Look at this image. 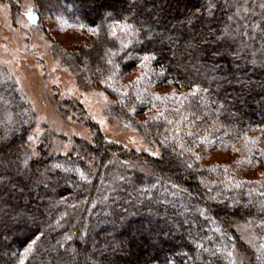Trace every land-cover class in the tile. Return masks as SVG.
<instances>
[{
	"label": "trees",
	"instance_id": "trees-1",
	"mask_svg": "<svg viewBox=\"0 0 264 264\" xmlns=\"http://www.w3.org/2000/svg\"><path fill=\"white\" fill-rule=\"evenodd\" d=\"M33 1L37 25L45 13L52 20H62L77 28L80 43L65 53L67 59L96 87H106L99 81L113 75L108 83L117 91L108 88L107 92L111 117L131 125L151 150L164 153V162L107 141L79 102L54 99L52 105L59 114L88 128L90 139H73L68 155H64L53 152V134L47 131L41 136L37 150L42 156L52 154L31 163L35 190L31 193L26 190L23 198L7 206L10 215L0 221V264H19L26 245L40 234L42 238L25 264H48L49 253L53 246L59 247L58 241L64 245L61 252L76 249L72 264H205L209 259L215 264H239L235 259L237 254L243 255L244 264H264V250L260 248L264 245V155L261 154L264 152V67L259 65L264 40L260 31L252 29L253 24L264 22V10L259 7L262 0H249L244 6L249 8L247 19L240 21L249 25L246 31L251 33V39L243 37L248 44L245 51L249 56L255 52L258 63L243 74L248 87L235 85L226 89L227 107L234 115L219 109L225 92L213 95L216 105L202 99L208 93L191 95L197 85L210 86V80L205 79L208 69L201 66L195 54L188 56L182 46L159 38L187 34L191 29L185 18L197 9L202 11L206 0H155L162 8L161 23L152 27L151 40L144 36L147 25L139 36L132 32L125 34L117 28V38L111 37L110 27L131 16L130 0ZM235 10V7L226 8L225 0H215L213 28L232 24L228 16ZM142 19L143 16L132 18L130 22L139 28ZM200 28L198 21L195 30ZM121 41L129 45L128 49L121 47ZM126 52L133 58L128 59ZM144 55H156L158 59L144 61L140 59ZM85 62L90 71H84ZM217 62L230 64L227 58H217ZM214 87L211 85L210 91ZM166 90L187 99L173 100V94ZM137 93L144 103L137 99ZM156 95L162 99L155 100ZM164 95L169 99L164 100ZM233 97H237L235 104L231 103ZM133 107L135 113L131 111ZM165 108L168 110L164 117L148 119ZM165 117L173 124H168ZM35 118L15 81L7 72L0 73V136L15 129V135L10 137L13 144L26 143ZM189 129L196 135L188 137ZM164 136L173 143V137L182 140L186 146H193L195 141L194 151L201 159L196 161L190 153L182 157L175 155L180 152L178 144L174 153L171 148L155 143ZM19 152L23 160L25 149L20 148ZM217 152L226 157L216 164L206 163ZM184 160L200 171L187 170ZM53 163H59L61 169H53L47 177H41L39 172ZM64 168L70 171L65 172ZM41 179H46L48 185L40 184ZM202 179L211 192L199 183ZM173 181L179 187L173 188ZM218 192L221 195L217 200L208 199ZM198 208L204 209V216ZM245 224L251 226L252 246L237 232V227ZM66 235H72L73 239L65 241ZM197 244L203 247H196ZM213 252L215 256L210 255Z\"/></svg>",
	"mask_w": 264,
	"mask_h": 264
},
{
	"label": "snow or ice",
	"instance_id": "snow-or-ice-1",
	"mask_svg": "<svg viewBox=\"0 0 264 264\" xmlns=\"http://www.w3.org/2000/svg\"><path fill=\"white\" fill-rule=\"evenodd\" d=\"M215 6V0H206V3L203 5V10L197 9L190 16L186 17V22L190 26V31L187 34H181L179 36L173 37L172 35H168L165 37L164 35H160L161 41L167 39L169 43L178 44V46H182L185 49V52L188 56H192L195 54V57L202 62V67L208 69L205 73V79L210 80V86L215 85L214 88L210 91L209 87H201L197 85L193 91L191 92L192 96H196L198 93H208L207 97L202 96V99H205L206 103L210 101L212 105L217 104V100L212 98L213 95H219L221 92H225V98L222 103H219V109L229 113L230 115H234L231 113L229 108L227 107L228 94L226 89L230 86L239 85L240 88L248 87L249 85L245 82L243 78V74L247 72L248 68L255 67L258 63V59L256 58V53L253 52L251 56L248 55L247 51L248 44L243 40L244 36H248L251 39V33L246 31L248 29V24H242L240 21L247 19V14L249 13L248 7L241 8L238 5H233L230 0H225V7H235L236 10L231 15L228 16V20L232 21V24L224 23L222 26H218L213 28L212 20H213V9ZM259 7L264 10V0L259 4ZM129 13L131 16L117 24L116 26L110 27V35L113 39L117 38V28L120 31L127 34L128 32H132L133 35H140V32L144 30L147 25V31H144V36L151 40L153 37L150 35L151 29L154 24L161 23L160 12L162 11L161 7H158L155 3V0H152V5L149 6V0H130L129 5ZM27 19L32 21L33 23L37 22V16L33 13V11H27L26 13ZM143 16V19L140 20V27L137 28L133 25L130 20L132 18H139ZM262 16H264V12H262ZM200 22L201 28L199 31H196V24ZM206 29V30H205ZM253 31H260L262 36V40H264V22L261 24H253ZM94 34H98L95 29L91 30ZM121 47L124 49H128L129 45L123 43L121 41ZM208 49H211L208 51ZM112 55H116V53H112ZM125 55L128 59H132V55L129 52H126ZM205 57H208V61H205ZM217 58L223 59L227 58L230 61V64L227 66L223 64H219L217 62ZM140 59L144 61L148 60H156L158 57L156 55H144L140 57ZM210 62V66H209ZM109 64H113L112 60H108ZM259 65L264 67V45L261 47L260 57H259ZM143 64L140 65L141 69L143 68ZM88 68L87 62H85L84 71H90ZM55 71V69H53ZM67 71V69H65ZM97 71H101L97 69ZM164 73L162 72L161 75ZM113 75L107 76L105 79L99 81V83L106 85V87L110 88L112 91H117V89L113 88L111 83L108 81L112 80ZM139 82V79L138 81ZM55 83V81H54ZM85 85L90 86L92 81L89 77L84 78ZM102 95V93H98ZM127 95V93H124ZM106 99V98H105ZM137 99L140 100L141 103H144V99L141 98L140 94L137 93ZM151 99L149 98L148 102L151 103ZM155 100H161L162 97L160 95H156L154 97ZM164 100H168L169 96L164 95ZM173 100H184L187 99L184 97H177L175 94L171 96ZM237 97H233L231 103L235 104ZM152 107L155 108L156 105L152 104ZM168 109H164L163 111L158 110L157 115L149 116V120H156L160 117H164L165 111ZM133 113H135L136 109L133 107L131 109ZM175 111H180V109H175ZM168 124H173V121L167 119ZM24 122L22 121L21 124ZM99 123H103L100 121ZM15 129H9L6 133L0 136V221L3 220L4 216L10 215L9 209L7 206L11 205V202L17 199H21L24 197L26 190L31 193L35 190V186L32 184L30 172H31V163L42 161L45 159L46 155H51L52 153H46L45 155H41V153L37 150V139L40 136V128L39 125L36 126L35 130L32 134L26 135V143H22L19 146L13 144V141L10 139L11 136L15 135ZM188 137H193L196 135L191 129L186 132ZM175 143L169 140L168 136H164L162 139L156 141L155 143H159L165 149L171 148L175 153V146L178 144L180 148V152L175 153L177 156H184L185 153H190L194 156L196 161H199L200 156L196 155L194 151L195 141H193V146H186L182 140H175ZM111 142V141H110ZM133 144L136 143L135 140L131 141ZM51 147V146H50ZM24 148V158L21 160L19 149ZM64 155H68V151L71 149V142L69 144H64ZM30 150V151H29ZM140 149L138 148L137 151ZM55 149H53V152ZM145 151H149V149H145ZM149 154L157 159H159L162 163L164 162V153L159 151L158 149L153 148ZM264 155V152L261 153ZM184 165L187 170L192 172H199L198 168H194L192 162H188L184 160ZM61 165L59 163H53L45 168L43 172H39L41 177H47L49 173L52 172L53 169H61ZM65 172L70 171V169L64 168ZM77 172L80 170L77 168ZM81 177H84V174L80 173ZM154 175V173H153ZM187 176H183V179H187ZM121 179H124L121 177ZM159 179V177H157ZM169 179H171L169 177ZM23 181V182H22ZM142 182V179L141 181ZM40 184L45 186L48 185V181L46 179H41L39 181ZM199 183L203 185L205 188H208V184L205 180H200ZM152 187H156L155 184ZM173 188L179 187L178 183L173 181ZM236 187H240L239 184ZM149 189H144L147 192ZM181 191L187 192L186 188H181ZM208 191L212 190L208 188ZM221 195V193H217L216 195L208 196L209 200H217V198ZM191 196V193H189ZM12 207H15L12 205ZM201 216H204V209H197ZM14 218V217H13ZM59 223V222H58ZM43 234L35 235L33 239L26 245L24 248V258L20 259L19 264H25V260L28 258L29 254L33 252L34 246L38 241L41 240ZM65 241H71L73 239L72 235H66L63 238ZM57 246H53L50 251L51 260L48 261V264H72L74 257L77 255L76 249H72L68 251L65 249L63 252L60 251L61 248L64 247L63 242L58 241ZM196 247L202 248L203 245L197 244ZM260 248L264 250V245H261ZM207 251V249H205ZM187 255V253H185ZM210 255L215 256V253H211ZM231 255V253H229ZM247 259V257H245ZM256 259H260L259 256ZM205 264H215L211 259L206 260ZM235 264V262H233ZM241 264H244V261H241Z\"/></svg>",
	"mask_w": 264,
	"mask_h": 264
},
{
	"label": "rangeland",
	"instance_id": "rangeland-1",
	"mask_svg": "<svg viewBox=\"0 0 264 264\" xmlns=\"http://www.w3.org/2000/svg\"><path fill=\"white\" fill-rule=\"evenodd\" d=\"M232 1L243 8L249 0ZM34 9L33 0H0V73L7 72L15 81L35 113L32 132L39 125L37 145L47 131L53 134L55 154H64L63 145L72 144L73 139H90L88 128L77 125L70 118H63L52 105L54 99L59 102L76 100L107 141L136 153L149 154L151 148L141 134L131 125L111 117L108 87L99 88L94 83L85 85V76L67 59L65 53L80 43L77 28L68 26L62 20H52L51 15L45 13L44 19L37 25L26 15L27 11L34 13ZM164 92L177 94L168 90ZM133 140L135 144L131 142ZM146 148L149 151H145ZM213 156L210 160L207 158L206 163L216 164L226 157L219 152ZM237 232L246 244H254L250 225H240ZM235 259L239 264L244 261L242 254H237Z\"/></svg>",
	"mask_w": 264,
	"mask_h": 264
}]
</instances>
